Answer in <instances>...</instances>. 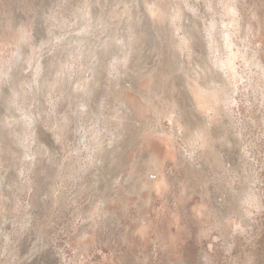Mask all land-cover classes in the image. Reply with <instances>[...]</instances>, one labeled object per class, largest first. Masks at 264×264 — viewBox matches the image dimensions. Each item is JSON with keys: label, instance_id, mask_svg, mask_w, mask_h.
<instances>
[{"label": "clouds", "instance_id": "1", "mask_svg": "<svg viewBox=\"0 0 264 264\" xmlns=\"http://www.w3.org/2000/svg\"><path fill=\"white\" fill-rule=\"evenodd\" d=\"M0 264H264V0H0Z\"/></svg>", "mask_w": 264, "mask_h": 264}]
</instances>
